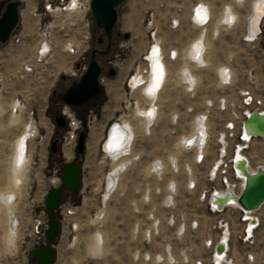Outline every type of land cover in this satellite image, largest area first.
I'll return each mask as SVG.
<instances>
[{"label": "rangeland", "instance_id": "obj_1", "mask_svg": "<svg viewBox=\"0 0 264 264\" xmlns=\"http://www.w3.org/2000/svg\"><path fill=\"white\" fill-rule=\"evenodd\" d=\"M198 1L124 0L117 7V22L111 32L110 47L104 31L101 34V29L94 25L91 9L85 11L83 19L88 23L87 39L83 38L85 25L81 26L73 15L65 20L67 27L63 30L59 29L62 18L55 23L51 21L54 25L52 55L36 65L34 73L24 79L17 77V70L35 50L38 19L33 16L32 0L20 2L24 9L14 31L21 32L22 39L18 43L0 42V191L11 190L8 184L15 139L27 131V124L32 130L37 127L38 133L31 137L28 135L31 140L27 141L28 146L26 143L24 180L12 202L17 226L9 237H6L8 218L0 214V264H36V259L29 255L37 237L33 229L34 220L47 216L43 211L45 196L61 185L58 167L74 159L78 131L82 129L87 132L86 149L80 160L82 186L78 192L63 195V202L75 211L70 221L77 223V228L69 231L68 227L60 224L53 241L56 258L52 264H209L214 255L213 243L227 231V226L228 260H232L231 264H264V205L256 211L259 224L247 240L243 237L246 222L242 221L241 212L236 207L212 211L208 199L214 189L223 187L220 183L225 177H214L212 165L221 161L219 139L225 134L224 125L231 108L240 110L238 91L252 86L254 90L251 93L258 95V87L264 86V33L260 41L249 42L236 41L235 34L227 31L224 41H210L207 33L204 57L208 63L205 67L192 66L190 64L193 63L188 62L190 60L185 56V49L193 39L178 41V38L179 30L187 36L194 33L191 8ZM206 1L213 14V21L210 20L216 24L224 4L231 0ZM249 1L245 0L244 4L236 7L238 13L248 10ZM173 18L180 22L174 29L171 26ZM261 20L264 23V15ZM69 21L74 24H68ZM210 26L206 27L208 31ZM152 31H155L154 40L159 42L165 53L167 78L156 103L155 124L146 133L135 116L137 108L134 109L133 104L137 99L142 106L146 107L147 103L139 90L132 91L128 81L134 72L141 73L140 69L145 68L143 57L147 56L149 44L153 42ZM124 33H128L127 38L123 37ZM217 34L215 31L214 35ZM99 37H102V42L97 41ZM65 38L77 44L85 54L92 47L105 50L102 57H97L102 65V99L89 110L78 109L76 112L70 107L80 122L79 130L73 133L69 126L59 128L53 119L55 112L59 110L62 114L61 109L65 106L60 100L62 94L71 81L79 79L75 55L63 48ZM170 48L179 50L177 59L171 60L167 56ZM181 64L189 65L197 78L193 93L186 92L175 76ZM221 66H228L234 72L231 84L227 86L217 83L216 70ZM111 70H114V75L109 74ZM219 98L227 100L224 110H220L217 104ZM14 101L22 105L17 112L11 111ZM208 101H212L211 107L207 106ZM198 112L207 117V156L194 164V152L179 149L177 144L183 134L190 133ZM14 115H18L17 124H9ZM124 120L134 128L132 153L137 157L122 172L117 187L103 203V181L110 171L111 160L101 151L100 143L108 126ZM90 129L94 130L93 134H89ZM228 134L231 133L227 131ZM53 138H59V142L55 155L51 156ZM65 142H70L72 147L70 157H65L59 146ZM230 142L236 143L231 139ZM173 154L178 158L177 171H172L168 160ZM246 154L252 167L264 164V141L254 139ZM157 158H161L158 160L164 165L160 176L149 173L151 162ZM185 163L192 170L190 175L186 172ZM192 175L197 180L196 188L192 182L188 185ZM170 180L173 185L175 183L173 190L168 186ZM238 188L239 183L236 182L234 189L238 191ZM168 194L171 199L165 201ZM56 215L60 221L58 211ZM154 222H158L157 228L153 227ZM97 234L102 237L100 253L92 249Z\"/></svg>", "mask_w": 264, "mask_h": 264}, {"label": "bare ground", "instance_id": "obj_2", "mask_svg": "<svg viewBox=\"0 0 264 264\" xmlns=\"http://www.w3.org/2000/svg\"><path fill=\"white\" fill-rule=\"evenodd\" d=\"M71 4H72V6L69 5L68 8L69 9L75 8L76 7L75 6L76 0H75V2L72 1ZM242 4H244V3L239 2V1L235 2V0H233L232 2H229L227 4H224V6L221 10V17L219 18V20H217V22L215 24L217 29L215 28L214 30L218 32V27L221 26L223 18L225 17V11L226 10L231 9V11L229 12V15L233 16V15L238 14L240 17V14L236 10V7L241 6ZM73 5H74V7H73ZM208 6H209V3L206 0H200V1L196 2L195 4H193V6L191 8V19L197 20V18H195V17H196L198 9L200 10V12H203L207 17L206 11L210 8V6L209 7ZM248 8L249 9L246 11V14H245V22L246 21L248 22L251 34L255 35L258 32V26H259L260 20L262 19L263 15H264V0H250ZM81 10L84 11L85 9H81V7H80L79 9L75 10V12H80ZM209 11H210V9H209ZM71 13L72 12L70 10V12L66 14V17L60 20V22H61L60 26L65 25V20L68 19L69 15H73L75 17V19L77 20L78 14H71ZM81 13H83V12H81ZM21 14H22V12H21ZM239 19L240 18H238V20ZM175 20H177V19H175ZM239 21H241V20H239ZM68 24L73 25L74 22L69 21ZM208 25H203L201 27L199 35L196 38H194L193 41H191V43L188 44L187 49H185V56L187 55V58H189L190 61H188V62L193 63V64H190L192 66L205 67L208 63L206 61L207 59L205 60L204 54L202 56L200 55L199 59H195L194 58L195 53L192 49V46L197 41H201V40L203 43V49H206V38L205 37H206V33L208 32V29L206 28V27H208ZM217 25H218V27H217ZM235 26H239V23H237V25H235ZM154 32L155 31H152L153 42L151 44H149L148 50L146 52V54H147V56L145 57L146 59L143 58V60L145 61V68L140 69L141 73H140V71L138 73L134 72L133 77L128 81V86L131 87V85H132V87H131L132 91L133 90H139L140 93L143 95L145 102L147 103L146 107L142 106L139 99H137L134 101V104H133L134 105L133 108L134 109L137 108L135 116L137 119H139L140 123L143 125L144 131L146 133H147V131L148 132L150 131L151 126L154 124V120L156 118L154 111L156 108V103H157L158 98H159L158 93L156 94L154 91L153 94H149L148 89H150V88H155V90L157 89V85H159V82L161 80V75L166 70V61H165V55H164L165 53L162 52V49H161L159 42L156 39L154 40ZM242 36H243V34H242ZM242 36H241V39H242ZM83 38L86 39L87 38L86 35H84ZM21 39H22V34H21ZM11 42H13V41H11ZM151 45H152V47H151ZM154 47L156 49L155 52L153 51ZM172 50L175 52V54L177 56L175 58L177 59L179 57V50L176 48H172V49L170 48L168 51V54ZM76 65H77V63H76ZM218 68L219 69L216 70V75L218 74V72H220L221 69H224V68L229 69V73L233 72V70L230 69V67H228V66H221ZM191 70H192V68L189 65L183 66L181 64V68L177 72V77H178L179 83L182 84L184 86L183 88H185L186 90H189L191 88V87L188 88L189 87L188 80L191 81V79H193L194 84L195 83L198 84L197 78L194 75V73L191 72ZM185 82H186V84H185ZM245 90H248V88ZM219 99H221V98H219ZM222 99H225V98H222ZM225 101H227V100L225 99ZM227 104H225L226 108H227ZM138 107H141V108H138ZM18 108H19V110L22 109V105H19L16 101H14L12 108H11V111L14 109L12 112H14V111L17 112ZM231 110H232V108H231ZM235 110H237V109H235ZM149 112L152 113L151 116L148 115ZM0 113H1V110H0ZM141 113H143V115H141ZM66 115L70 116V114H68L67 112H66ZM203 116H206V115L202 114V113L200 114V112H198L195 115L193 122H192L193 126H192L190 133H188L187 135L183 134L179 138V140H178L179 142L177 144L179 149H183L184 151H193L194 152V158H193L194 164H196L198 162L197 161L198 155L202 156V160L200 162L205 160V157L207 156V153L205 151V147L207 144V134H208L207 130H208V128L206 126V119H204ZM230 117H231V112L229 113L226 120H228ZM17 122H18V115H14L13 118L10 119L9 124L14 125V124H17ZM229 123H231L233 125L231 130H232V133L234 134L236 132L237 126L231 120H229ZM74 128H76V127H74ZM244 128H245V134L246 135H249L250 132L253 131V129L248 130L246 127H244ZM26 130L28 132L24 131V132L20 133L19 136L14 141L13 152H12V156H11L10 184H8V186L10 185L9 187H11V190H10V188H8L9 190L7 189L5 191H0V214H5L8 218V220H7L8 226H7V230H6V232L7 231L8 232H7L6 237H9V233L11 232V230H13V228L15 226H17V219H16L15 215H13V211H12V202L15 198L17 190L19 189L21 184H23L22 182L24 180L23 171H24L26 164H27L26 143L28 146V142L31 140L30 137L33 136L34 134L38 133L37 127H34V130H32V128H30L28 124L26 126ZM93 131H94L93 129H90L89 134H93ZM255 131L256 130H254V132ZM28 135H30V137ZM72 137H74L73 134H72ZM254 137H256V138H254L255 140L258 139V135H255ZM134 138H135L134 128L126 120L121 121V122L120 121L115 122L105 129V136L102 140V143H100L101 144L100 148H101V151L104 153V155L111 160L110 161L111 162V168H110L109 173L105 174V176H104V181H103V190H104L103 201L104 202L103 203H106V200L108 199L111 192L113 190H115V188L117 187L122 172L131 164L132 160L136 159V157H137L136 154L132 153V144H133ZM218 138H220V136H218ZM21 145H23V153H22L23 166L19 167L18 161H20V159H21ZM62 152H63V155L65 157L72 156V147L70 146V142H65L62 145ZM243 152L244 151H240V152L236 153L235 155H233V158H234L233 161H235L234 167L236 170V174L238 176L237 180L239 182L237 180H233V179L231 181L226 179V181L229 184V188L228 189H225V188L217 189V191L209 197V200L212 201L214 199L213 201L216 204L218 211H223L227 207H229V208L230 207L231 208L236 207L239 210V213L240 212H241V214L246 213L247 218L245 221H246V223L249 222L250 223L249 225L251 226L253 224V222L256 221V220H254L255 216H256V211L258 209H260L264 205V203H262L260 205V207H257L256 209L247 210V209L241 208L238 205L237 199L240 197V194L244 188V183L246 182V180L251 179V177L256 175L258 172L264 171V164H259L256 167H252L250 165L249 157L247 156L246 153H243ZM195 155H196V158H195ZM168 160H169L170 165H172V167H171L172 171H174V170L177 171L179 168L177 156L175 154L170 155L168 157ZM216 160H218V157ZM220 160L224 163V162H226L227 158L224 160L223 159H220ZM14 164L17 166L14 167ZM185 165H186V163H185ZM163 172H164V165H163L161 160L156 159L153 162H151V165L149 168V173H152L156 176H160L161 174H163ZM186 172L189 175L192 173V170H191L189 165H186ZM192 177H193V175H192ZM187 180L189 181V179H187ZM191 182L194 184L193 188H196L197 180H195L193 177L192 180L189 181L188 185ZM236 182L239 183L238 191H236L231 186L232 183H236ZM168 185L170 186L169 188L171 190H173V186L175 185V183L173 185V181L170 180ZM186 186H187V184H186ZM187 188H188V186H187ZM166 199L167 200L171 199L170 194H168L166 196L165 201H167ZM8 200H11V204H9L7 202ZM250 218H252L254 221L253 220L250 221L249 220ZM1 221H2V216L0 215V223H1ZM246 223L244 224V229L246 228ZM153 227L157 228L158 222L156 224L154 222ZM182 227L183 226H181V228ZM254 228H256V226ZM254 228H253V230H254ZM244 234H245V230H244ZM228 235H229V229L227 226V231L225 230L224 234L216 242L213 243V252L212 253L214 255L212 256L211 262L209 264H231L232 263V260L231 261L228 260L229 259L228 253L230 252L229 251L230 245H229V236ZM211 244H212V242H210V245ZM92 249L94 252H98L97 251V240L94 242ZM253 258H254V256H252L251 259H253ZM168 259H171V258H168Z\"/></svg>", "mask_w": 264, "mask_h": 264}, {"label": "built area", "instance_id": "obj_3", "mask_svg": "<svg viewBox=\"0 0 264 264\" xmlns=\"http://www.w3.org/2000/svg\"><path fill=\"white\" fill-rule=\"evenodd\" d=\"M23 1L24 0H19V2H23ZM32 1L34 2L33 16H34V18L36 17L38 19V23H37V37L38 38L36 40L37 41L36 47H35V50L33 51L31 58L22 62L21 67L19 68V70H17V77H19L20 79H24L26 76L34 73L36 65H40L41 63L45 62L48 58L51 57L52 51L54 49V40H53V32H52L54 25L51 23V21L53 23H55L58 21V19L65 18L66 14L69 13L71 10V12H72L71 14H78V18H77V19H79L78 22L80 23L81 26L83 24L85 25L86 37L87 38L89 37L88 23L87 22L84 23L83 19L85 17V11L90 10V1L91 0H76V4H75L76 7L73 9L68 8L69 5L72 6L71 3L73 0H32ZM232 1L233 0H231V2ZM238 1L243 2V3L245 2V0H235V2H238ZM73 7H74V5H73ZM80 7H81V9H85V10L84 11L81 10L80 12H75V10L79 9ZM23 9L24 8H21V6H20V8H19L20 14H21ZM209 9H210V11H209ZM209 9L206 11L207 12V18L203 23H200L195 19H191V22L196 23V25H198L200 27H202L203 25H208L212 20V15H211L212 10H211V8H209ZM81 12H83V13H81ZM48 18H51V20H46ZM238 18H240L239 15L231 16V15H229V11L226 10L225 11V17L223 18L221 25H224L226 28L234 27L235 25H237V23H239ZM178 24H179V22L178 21L176 22L175 19H173L171 21L172 27H176ZM66 27H67L66 24L61 25V26H59V29L63 30ZM242 29H243L242 30V34H243L242 40L244 42L254 41L257 38H258V40H260L263 33H264L263 20H260V23L258 26V32L255 35L251 34L250 27H249V24L247 21L246 22L244 21L242 23ZM151 36H152V34H151ZM20 40H21V32H17L11 36L9 41H13L15 43H18ZM152 41H153V38H152ZM263 43H264V41H263ZM152 45H151V47H152ZM63 48L68 53L75 55V57H76L75 61L78 65L76 67V71L78 72V75H80L84 71H86L87 63H86V60L84 58L85 57L84 56V50H81L77 44L68 40V38H65ZM206 49H203V51H202L203 53H201V56L203 54H205ZM262 54H263V52H262ZM167 56L170 57L169 59H171V60H174V59H176L175 57H177L173 50L170 51L169 54L167 53ZM143 58L146 59L145 56ZM262 59L264 61V54H263ZM224 69H226V68H224ZM221 70L216 75L218 83L222 86H227V85L231 84L232 72L229 73V69H227L228 72L225 75ZM132 77H133V74L131 75L129 80ZM166 78H167V71L165 70V72H163V74L161 75V80L159 82V85L157 86V89L155 90L156 94L157 93L160 94V92L162 91V89L165 85ZM223 79H227L228 83H222ZM99 81L100 82L103 81L102 76L99 77ZM188 84H189L188 88H190V87L191 88L189 90L185 89L186 92L193 93L196 89L197 84L196 83L194 84L193 79H191V81L188 80ZM263 85H264V82H263ZM252 90H254V87L248 86V90H239L238 91L240 110L237 109V110H231L230 111L231 117L228 120H226L225 125H224L225 134H223L222 137L219 139L220 145H221V148L219 149L220 159H223L225 156H227V160L224 163L222 161H220L215 166L213 164L212 165V168H213L212 175L214 177H216L217 175L219 177L220 176L225 177V179H222L223 182L220 183V185L223 186L225 189L229 188V184L226 181V179L231 181L232 179L237 180V178H238V176L236 174L235 167H234L235 161H233V159H234L233 155H235L236 153H238L240 151H244L243 153H246V150L249 149L250 144L252 143L254 138H256V137H254L255 134H249V135L245 134V128L244 127H246L245 126L246 119L251 116L253 111H257L260 115H264V86L258 87V95L252 94L251 93ZM16 101L19 103V100H16ZM217 104L220 107V110H224L226 108L225 104H227V102L225 101V99L221 98V99H218ZM207 106L211 107L212 101H208ZM66 112L68 114H70V116L66 115ZM61 113L64 116H67L68 126H69V128H71L72 133L74 131H77L80 127V125H79L80 122H79V120L76 119V116L74 115V113H71L70 107L65 104V106L61 109ZM203 117H204V119L207 118L206 116H203ZM229 120L233 121L234 124L237 126L236 132L234 134L232 133V130H231L233 125L231 123H229ZM74 127H76V128H74ZM227 131H229V133H231V134H228V136L226 135ZM230 139L235 140L236 143H234V142L229 143ZM258 141H264V136H258ZM229 148H230V151H229ZM227 149H228V152H227ZM201 160H202V156L198 155L197 161L200 162ZM231 186H232V188H234L235 183H232ZM216 191H217V189H214L210 193L209 197L213 193H215ZM209 197H208V199H209ZM213 200L212 201L209 200L210 210L219 212L217 210L218 208H217V206ZM43 211L46 212L45 209H43ZM57 211L59 212V215H60V221L59 222L61 224V227H64V226L66 228L68 227L69 231L75 230L77 228V223H73L70 221L74 215V212H75L71 205L66 204L63 201H61L58 208H57ZM45 212H43V214ZM241 218H242V221H245L247 218L246 213H242ZM249 220L251 221L253 219L250 218ZM254 220H256V221L253 222V224L251 226L249 225L250 224L249 222L246 223V228L244 229L245 234H243V237H246L247 240L251 237V234L253 232V228L255 226H257L259 223L258 217L255 216ZM47 228H48V214H47V216L45 215L44 218L42 217L41 219L38 218V219L34 220L33 229H34V231H35L34 233L37 235V237H36V240H34V243L32 244V248L39 247V246H45L47 244L46 236H45ZM209 245H210V243H209Z\"/></svg>", "mask_w": 264, "mask_h": 264}, {"label": "water", "instance_id": "obj_4", "mask_svg": "<svg viewBox=\"0 0 264 264\" xmlns=\"http://www.w3.org/2000/svg\"><path fill=\"white\" fill-rule=\"evenodd\" d=\"M124 0H91L90 9L97 25L105 32L109 33L117 22V7ZM19 1L0 0V42H7L19 23ZM124 38L128 33H124ZM77 66V65H76ZM114 75V70L109 72ZM101 67L96 58L89 61L84 74L71 86L67 87L61 96L62 101L69 107H77L91 98L101 93V84L99 76ZM56 125H63L65 118L63 115L55 117ZM258 124V125H257ZM245 126L252 130L250 134L264 136V115L253 111L251 116L246 119ZM254 130H256L254 132ZM61 143V148H62ZM57 140H52L50 150L55 151ZM86 149V133L81 132L77 135L76 153H84ZM81 163L69 161L60 173L61 186L48 191L45 196L46 212L48 214V228L46 230L45 246L34 247L30 250V258L36 259V264H52L56 258V251L53 241L58 235L60 222L56 215L58 205L62 198L64 190L69 192H78L82 186ZM249 179V178H248ZM241 208L250 210L260 207L264 203V171L258 172L251 179L246 180L244 188L237 199Z\"/></svg>", "mask_w": 264, "mask_h": 264}, {"label": "flooded vegetation", "instance_id": "obj_5", "mask_svg": "<svg viewBox=\"0 0 264 264\" xmlns=\"http://www.w3.org/2000/svg\"><path fill=\"white\" fill-rule=\"evenodd\" d=\"M17 1H19V0H17ZM73 2H75V0H73ZM19 4H20V2H19ZM19 8H20V5H19ZM18 11H19V9H18ZM20 20H21V14L19 13V23H20ZM19 23H18V25H19ZM93 23H94V25L95 26H97L99 29H101L98 25H97V23H96V21L94 20L93 21ZM18 25L16 26V28L18 27ZM15 28V29H16ZM14 29V30H15ZM114 29V28H113ZM112 29V30H113ZM112 30L109 32V33H105V32H103V34L105 35V37H106V39H107V41H108V43H107V46H111V32H112ZM15 33V31H13L12 32V34H11V36L13 35ZM101 34H102V29H101ZM11 36H10V38H11ZM10 38H9V40H10ZM8 40V41H9ZM97 41H99V42H102V37L100 38H98V40ZM102 54L104 55L105 54V50H103L102 51V49H98V48H96V47H92V48H90V51L89 52H87L86 54L84 53V58H85V60H86V63H87V67H88V62L92 59V58H96L97 59V57H102ZM99 65H100V67H101V75H102V65L99 63ZM78 66V65H77ZM76 66V67H77ZM85 72V71H84ZM84 72L82 73V74H80V75H78V77L77 78H80L83 74H84ZM100 75V76H101ZM99 76V77H100ZM76 78V77H75ZM77 80H73V81H71L70 82V84H69V86H71L72 84H74V82H76ZM127 81V80H126ZM100 82V81H99ZM68 86V87H69ZM131 87H132V85H131ZM102 99V88H101V93L99 94V95H97V96H95V97H93V98H91L89 101H87V102H85V103H83V104H81V105H79V106H77V107H71V108H74V111L76 110V112H78V109H82V110H89V109H91V107H94V106H97L98 105V103H99V101ZM60 100H62V99H60ZM62 102V101H61ZM60 115V111L58 110V112L56 113L55 112V115H54V117H53V119L55 120V117L56 116H59ZM61 115H63V114H61ZM64 116V115H63ZM64 118H65V121H63L64 123H63V125H57L59 128H66L67 126H68V119H66V117L64 116ZM84 125V124H83ZM79 130V129H78ZM81 132H83V129L82 130H79L78 131V134L79 133H81ZM86 133V136H87V132H85ZM52 140H57V142H59V138H53ZM59 146H61V144L59 145ZM57 149H58V146H56V148H55V151H51V156L52 155H55V153H56V151H57ZM63 153V152H62ZM84 153H81V154H77L76 153V147H75V157H74V159L72 160V161H76V162H79L80 163V160H81V155H83ZM61 163V162H60ZM55 165L54 166H58V164L56 165V163H54ZM67 164V163H66ZM65 164V165H66ZM65 165H61V167L59 166L58 168H60V170L62 171V169L65 167ZM61 186V185H60ZM69 191H66V190H64L63 191V193H62V198H61V201H63V195H64V193H68ZM70 194H72L73 192H69ZM60 201V202H61ZM60 204V203H59ZM59 206V205H58ZM45 210H46V207H45Z\"/></svg>", "mask_w": 264, "mask_h": 264}, {"label": "crops", "instance_id": "obj_6", "mask_svg": "<svg viewBox=\"0 0 264 264\" xmlns=\"http://www.w3.org/2000/svg\"><path fill=\"white\" fill-rule=\"evenodd\" d=\"M221 12V11H220ZM219 13V12H218ZM239 14H240V20L242 21V22H244L245 21V18H244V16H245V14H246V11H243V12H239ZM211 15H212V21H213V14L211 13ZM174 19V18H173ZM212 21H211V23H212ZM215 21V20H214ZM209 24V25H211L210 26V28H209V31L207 32V33H209V38H210V41H224V36L226 35L225 34V31H227V33L228 34H231V33H233V34H235V36H236V41H243L242 39H241V36H242V23L240 22L239 23V26H234V27H231V28H223L222 26H219L218 27V25H217V27H218V34L215 36L214 35V32H215V28H216V25L215 24ZM179 24H180V22H179ZM193 25H194V33L193 34H189V36H187V35H184V34H182V31H180L179 30V38H178V41H189L190 39H194V38H196L198 35H199V33H200V29H201V27L200 26H198V25H196V23H192ZM172 29H174L173 27H172ZM180 29V28H179ZM207 33H206V37L205 38H207ZM258 39V38H257ZM256 39V40H257ZM256 40H254V41H256ZM258 41H260V40H258ZM264 41V40H263ZM162 47V46H161ZM163 50V49H162ZM179 70V69H178ZM178 70L176 71V73H175V76H176V78H177V72H178ZM191 72H192V70H191ZM263 73H264V68H263ZM185 84H186V82H185ZM185 89V88H184ZM156 121V120H155ZM155 124V123H154ZM153 124V125H154ZM157 159H161V158H157ZM155 160V159H154ZM169 186V185H168ZM167 186V187H168ZM169 190V189H168Z\"/></svg>", "mask_w": 264, "mask_h": 264}, {"label": "clouds", "instance_id": "obj_7", "mask_svg": "<svg viewBox=\"0 0 264 264\" xmlns=\"http://www.w3.org/2000/svg\"><path fill=\"white\" fill-rule=\"evenodd\" d=\"M228 11L230 12L231 9H228ZM201 18L205 21L206 20V15L201 12ZM192 49L195 53V59H199L202 51H203V43H202V40L201 41H197L193 46H192ZM225 75L227 74L228 70L227 69H222L221 70ZM222 83H228V80L227 79H223L222 80ZM17 165L14 164V167H16ZM23 166V161L19 163V167H22ZM9 204H11V200H8L7 201ZM97 251L98 253L102 252V237H100L99 234H97Z\"/></svg>", "mask_w": 264, "mask_h": 264}, {"label": "snow or ice", "instance_id": "obj_8", "mask_svg": "<svg viewBox=\"0 0 264 264\" xmlns=\"http://www.w3.org/2000/svg\"><path fill=\"white\" fill-rule=\"evenodd\" d=\"M196 18H197L198 22H200V23H203V22H204V20L201 18V12H200L199 9L197 10ZM153 51H154V52L156 51L155 47L153 48ZM157 86H158V85H157ZM154 91H155V88H150V89H148L149 94H153ZM141 115H143V113H141ZM148 115L151 116L152 113L149 112ZM22 153H23V145H21V159H20V161H18V164H19L20 162H22V158H23V157H22Z\"/></svg>", "mask_w": 264, "mask_h": 264}, {"label": "trees", "instance_id": "obj_9", "mask_svg": "<svg viewBox=\"0 0 264 264\" xmlns=\"http://www.w3.org/2000/svg\"><path fill=\"white\" fill-rule=\"evenodd\" d=\"M72 109H74V108H72Z\"/></svg>", "mask_w": 264, "mask_h": 264}]
</instances>
